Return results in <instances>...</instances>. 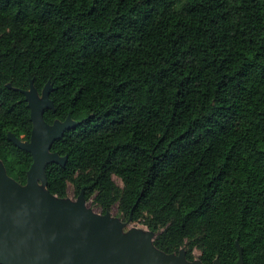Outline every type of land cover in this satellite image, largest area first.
I'll return each instance as SVG.
<instances>
[{
  "label": "trees",
  "instance_id": "16d2710c",
  "mask_svg": "<svg viewBox=\"0 0 264 264\" xmlns=\"http://www.w3.org/2000/svg\"><path fill=\"white\" fill-rule=\"evenodd\" d=\"M50 86L46 190L68 185L165 255L264 264V0H0V162L27 182L24 93ZM113 177L121 181L118 186Z\"/></svg>",
  "mask_w": 264,
  "mask_h": 264
},
{
  "label": "water",
  "instance_id": "95a60500",
  "mask_svg": "<svg viewBox=\"0 0 264 264\" xmlns=\"http://www.w3.org/2000/svg\"><path fill=\"white\" fill-rule=\"evenodd\" d=\"M50 91L46 85L39 100L30 83L24 93L32 124L30 140L7 136L31 155L32 164L26 185L20 186L0 162V264H202L187 262L180 251L165 255L153 246L150 235L141 236L134 230L123 235L122 223L107 213L95 216L85 208L82 193L68 204L46 190L45 167L52 163L64 166L67 160L51 153V146L76 125L69 117L53 125L43 121V113L53 107ZM238 256L237 264H242L240 250Z\"/></svg>",
  "mask_w": 264,
  "mask_h": 264
},
{
  "label": "rangeland",
  "instance_id": "374dc122",
  "mask_svg": "<svg viewBox=\"0 0 264 264\" xmlns=\"http://www.w3.org/2000/svg\"><path fill=\"white\" fill-rule=\"evenodd\" d=\"M39 100H41V94L38 95ZM114 182L118 185L121 186V181L117 178V177H113ZM41 185V184H40ZM41 188V187H40ZM41 191H45V189L42 187ZM78 195L74 194V190L73 187L71 185H68L67 188V195L65 198H62L59 200L62 202H66L68 204H73L77 201ZM85 208L87 210H89L93 215L98 216V217H102L104 215L101 214V210L98 208V206H96L95 203L92 202V200L90 201H85ZM107 214L109 215V217L113 220H117L118 222L122 223L123 229H122V234L123 235H127L129 233V231L134 230L137 231L141 236H145V235H150L152 237V239L154 238V234L151 233L142 223L143 221H139V222H133L132 220L129 219H125L122 217L121 214H119L117 207L114 206L111 211L107 212ZM181 254H185V249H181L180 250ZM193 255H194V261L198 260L199 257V251L197 250H193Z\"/></svg>",
  "mask_w": 264,
  "mask_h": 264
}]
</instances>
